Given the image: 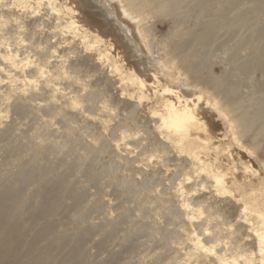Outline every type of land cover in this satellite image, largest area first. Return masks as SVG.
Here are the masks:
<instances>
[{
	"label": "rangeland",
	"instance_id": "1",
	"mask_svg": "<svg viewBox=\"0 0 264 264\" xmlns=\"http://www.w3.org/2000/svg\"><path fill=\"white\" fill-rule=\"evenodd\" d=\"M10 1L0 0V177L15 181L42 138L55 153L68 149L71 130L82 145L105 149L93 158L97 181L82 169L68 178L85 200L74 209L66 198L52 233L89 231L56 250L52 264L70 250L79 256L68 264H239L233 249L242 238L257 253L264 0H170L161 12L142 13L127 0ZM171 101L196 106L213 141L162 130ZM74 148L55 156V175L83 156L81 145ZM215 176L226 179L229 194L216 188ZM37 187L20 195L39 204ZM126 187L134 193L124 194ZM142 191L141 201L134 198ZM22 218L32 237L34 218Z\"/></svg>",
	"mask_w": 264,
	"mask_h": 264
},
{
	"label": "bare ground",
	"instance_id": "2",
	"mask_svg": "<svg viewBox=\"0 0 264 264\" xmlns=\"http://www.w3.org/2000/svg\"><path fill=\"white\" fill-rule=\"evenodd\" d=\"M127 1L130 3L129 10L139 13H142L148 7L153 8L154 12H161L173 6L170 0ZM47 2L50 6H53L50 0H47ZM27 3H29V0L10 1V4L15 7H20ZM7 14L10 15V12ZM145 32L148 34V30H145ZM146 39H148V43H152L151 38ZM11 60H15L13 56H11ZM76 67L78 68L81 66H72V68ZM45 73L44 71L43 74ZM142 85L144 86L143 82ZM91 99L94 100L95 98L92 97ZM164 110V118L161 119L162 130L175 136L197 137L204 141H213V137L210 135L204 119L198 114L196 106L193 107L191 104L187 103L181 108L177 102L171 101L165 104ZM19 111L21 113L24 112L21 108ZM240 119L243 122L245 121L248 126L246 116L244 117L243 115ZM123 123L129 126L132 125L130 119L124 120ZM87 128L89 131L88 137L92 140H96L98 131H96V129L93 130L89 125ZM74 133V130L68 132V136L71 137L69 141V143H72L71 146L68 149L65 146L61 147L57 153L54 152L51 143H47V140L42 138V142L36 145V149L32 153V160L34 163H23L16 174L15 181L5 182L3 181L5 179L0 177V182L3 186V189H0V264H52L56 261V250L61 248L66 249L71 244L80 241L83 237L88 235L89 230L86 228L84 231L78 233L77 237H72L65 232L57 234L52 233L51 228L56 214H59L64 207L66 198L71 201L70 207L74 209L79 208V205L85 200L83 192L68 179L74 174L75 171L73 170L82 169L86 175L90 174V178L95 181H97L100 175L97 166L94 164L96 160H93V158L99 154H104L105 149L94 148L89 144L82 145L81 141H83V139L81 141L79 139H74ZM2 135L4 136V134ZM80 145L82 146L83 156H80L74 163H70L69 161V165H66L64 171L60 173L61 175H55V166L52 164V162L58 159L55 156H66L67 153L71 154L75 151L74 146L80 147ZM64 148L67 149V151ZM50 156L55 157L54 160H50ZM229 157H231V155H229ZM45 160L47 161V165L43 163ZM214 181L219 191L223 190L226 194L230 193L225 187L226 179H224L223 176H215ZM32 183L38 184L35 194L40 199V203L35 205L31 199L28 197L23 198L20 195L25 186L28 184L31 185ZM125 184H128V181H126ZM131 188L132 187H126L123 191L124 194H133L134 192H131ZM144 192L142 191L138 194L139 196H134V198L141 201ZM187 207L190 208V204H188ZM23 213H27L30 218H34L33 220H35L31 228L32 237H26L23 229ZM78 214L82 222L88 221L90 217V211L87 210L80 211ZM193 218L194 216H191V219ZM260 219L264 226V215H261ZM45 220L47 223H50V226L48 225L45 227L38 224L39 221ZM243 240L244 238L235 244L233 249L235 252V260L239 264H264V235L255 239L258 248L257 253L253 249L247 250V245ZM44 242H46V245L39 248ZM199 244H201V242H199ZM78 256L79 253L77 251L70 250L66 255V259L56 264H68V261L77 259ZM75 264H79V260L76 261ZM221 264L230 263L228 261H222Z\"/></svg>",
	"mask_w": 264,
	"mask_h": 264
}]
</instances>
